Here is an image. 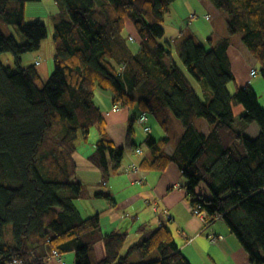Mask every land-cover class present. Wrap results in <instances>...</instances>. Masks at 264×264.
<instances>
[{
    "label": "trees",
    "instance_id": "trees-1",
    "mask_svg": "<svg viewBox=\"0 0 264 264\" xmlns=\"http://www.w3.org/2000/svg\"><path fill=\"white\" fill-rule=\"evenodd\" d=\"M30 1L38 0H0V264H50L39 252L45 244L60 259L74 245L76 264H194L166 224L127 248L128 232L106 235L100 260L94 245L83 243L84 235L102 230L100 213L85 217L75 204L87 194L76 157L93 128L98 139L87 160L104 184L130 171L131 164L123 167L128 148L144 145L151 157L137 163L140 170L163 172L177 163L192 206L206 210L209 221L222 214L251 262L264 264V106L251 83L229 89L237 81L231 38L203 43L192 34L181 37L180 58L200 83L201 98L166 39V14L177 0H61L69 16L55 23V70L45 81L36 64L22 65L23 56L39 50L48 36L44 22L26 21ZM211 1L227 13L228 33L240 34L258 63L252 68L264 79V0ZM127 18L140 38L136 51L125 34ZM2 23L16 26L25 41L5 33ZM4 52L13 53L17 68L2 61ZM98 90H111L113 103L138 104L147 113L171 108L185 127L180 144L170 153L168 133L137 143L131 118L127 145H116L95 101ZM238 105L244 107L240 129ZM199 119L210 126L209 134ZM254 123L260 132L251 138L244 131ZM95 196L115 204L107 192ZM9 224L11 238L5 236Z\"/></svg>",
    "mask_w": 264,
    "mask_h": 264
},
{
    "label": "crops",
    "instance_id": "crops-1",
    "mask_svg": "<svg viewBox=\"0 0 264 264\" xmlns=\"http://www.w3.org/2000/svg\"><path fill=\"white\" fill-rule=\"evenodd\" d=\"M175 3V6L173 3L174 7L172 5L169 7L168 12L172 10L174 12L170 11L172 17L174 15L183 16L185 21H188V16L192 11L211 14L206 8L197 10L193 0H177ZM212 22L214 21L212 20ZM164 27H166L167 34L168 28L167 26ZM196 27V31L190 33L198 39H202L203 43H207L210 37H228L225 34L219 36L217 34H210L209 32H204L201 27L197 25ZM172 29L174 32H177V38L187 33V30H184L180 25L174 26ZM131 37H134L137 41V38L133 34H130L129 39ZM130 41L133 42L131 39ZM131 48L134 51L137 50L132 45ZM247 50V47H244L241 41L235 42L231 40L229 56L233 70L238 85L243 86L251 83L259 95L260 103L264 106V79L262 76L251 77V68L256 64L251 61ZM113 97L114 94L111 90H98L95 101L101 107L107 119L109 136L116 145L126 146L129 121L131 118H135L136 115L134 113L135 105L131 111L126 108L114 111L112 109ZM201 129L206 134L210 132L208 123L203 122ZM246 130L244 133L248 135V130ZM144 140L145 138H142L140 143ZM141 148L143 149V153H140V159L136 158L137 155H133L132 151L135 148L130 150L128 158L124 160V169L133 162L140 164L144 158L151 157L149 151L145 153L143 146ZM80 150L81 148L78 154ZM168 151L173 153V146L169 147ZM88 155L86 154L85 158ZM76 158L79 163L78 178L89 188V201H91L90 204L94 207V212L91 211L88 214H84L83 210L78 206L77 200H75V204L85 217L96 213H100L102 217L101 232L86 234L82 239L83 243H92L94 245L95 258L100 260L105 257L104 237L108 234L113 232H128V241H130L129 238L138 241L144 233L166 224L175 232L184 253L194 264H253L250 261L249 253L242 246L224 219H218L213 224L215 232L217 235L222 236V238L215 243L209 238V229H205L202 217L192 212V203L187 195V189L181 180L182 170L177 163H172L163 172L145 171L142 169L140 171L124 170L110 177L106 181L107 183L104 184L105 181H103L99 170L90 165H84L85 169H83L80 166V159ZM96 184H102L106 186V189L100 190L95 187ZM99 192L111 194L115 200V204H110L105 198L96 197L95 195ZM155 203L160 207V210L157 211L155 209ZM164 209L168 211V214L164 213ZM183 233H187L190 237H193V240L188 241ZM128 243L125 246L126 248L130 245ZM75 250L76 247L71 245L70 250L63 253V259H60L52 256V251L48 244L42 245L39 248V252L48 258L50 264H76L75 255H73L75 254Z\"/></svg>",
    "mask_w": 264,
    "mask_h": 264
},
{
    "label": "rangeland",
    "instance_id": "rangeland-1",
    "mask_svg": "<svg viewBox=\"0 0 264 264\" xmlns=\"http://www.w3.org/2000/svg\"><path fill=\"white\" fill-rule=\"evenodd\" d=\"M193 1H194L195 8L197 10H201L202 8H206V10L211 13L212 17H214L212 19L214 22H212V20H207L206 18H204V15H206L207 13L205 14V13L199 12V11L198 12L192 11L188 16V21H185V19H183V16L174 15L172 17L170 15V11L172 12V10H169V12L167 11L166 20L164 22V26H167V28H168L167 34H166V39L171 40V42L173 44L172 45V51H173L174 59L177 62V64L187 74L189 72L186 69V67L184 66V64L180 58V53H179V43L183 39L181 37L177 38V32L176 31L174 32L172 29L174 26L180 25L184 28V30H187L185 37L187 35H190L191 34L190 32H195L196 31L195 29L197 28L196 25H197L198 27H201V29L204 32H209L210 34H217L218 36L225 34L226 36L231 37V40H234L235 42H238V40H239V41H241L242 45L244 47H246L244 45L239 33L234 34V35H230L228 33V30H227V13L226 12H223L222 10L217 8L211 0H193ZM14 4H16V3L13 2L12 6H14ZM171 5L173 6V4H171ZM175 5H176V3L174 2V6ZM194 12H197L199 14V17H197L194 20H191L190 15ZM172 13H174V12H172ZM68 16H69V14H68L67 8L61 0L30 1L26 5V21L27 22H35V21L44 22L47 26V29H48V36L43 40L41 48L39 50L29 52L23 56L22 65L27 66V65L36 64L38 70L40 71V73H41V75L45 81L48 80L49 76L55 70V54H56V47H55V41H54L55 23L57 20L68 18ZM180 17H181V19H180ZM190 20L192 21L191 23H190ZM126 22H127V28L125 30V34H126V36H130V34H133V36H135L137 38V41L131 42V45L133 46V48L138 49L140 47V38H139V36H138L134 26H133L132 21L129 18H127ZM1 26H2L5 33L13 34L15 36V38L18 40V42L21 43V42L25 41V37L22 35V33L19 31V29L16 26L10 25L7 23H2ZM199 40L202 42V39H199ZM247 51L249 53L248 55L251 58V61L254 64L258 65L254 56H252V54L249 52V50H247ZM1 58L5 64L11 65V66L17 68V64L15 62V57H14L12 52H4L1 56ZM36 60L40 61V63L39 64L35 63ZM47 66H48V71H47ZM188 76H189L191 82L193 83L194 87L198 91L199 95L201 96V98H205L200 83H198L190 74H188ZM257 77H261V75H258ZM228 86H229L230 91L232 93H234L236 90V86H238V82L232 81L231 83H229ZM122 109H125V108H122ZM140 110L141 109L138 106V104L135 105L134 113L136 115L140 114ZM243 111H244V107L242 105H238L236 107L237 117H236L235 125L239 129L243 126L241 124L244 123V119L241 116ZM203 122L207 123L205 120L199 119L197 121V125L202 127ZM146 124L151 127V129H152L151 132H146L144 129V126L139 124L137 121H135L134 128H135L136 133L133 135L134 140L137 143H140L142 141V138H146L149 134H151L155 138H162L168 133L171 137V142L168 145L167 149H169V147H171V146H173V148H175L176 146H178L180 144L182 136L184 134V130H185V127L183 125L182 120L180 118H178L173 113L171 108H169V107H165V108H163L157 112H148V120H147ZM249 128H247V130L248 129L249 130L248 131L246 130V131H247L248 136H251V138H255L260 132V127L257 123H254ZM97 139H98L97 130L95 128H93V130L90 134L89 140L87 142L82 141L81 150H80L79 154L77 153V157L80 159L79 160L80 166L83 167V169H85L84 165H90L92 167L91 163L85 157H86V154H90L94 150V145H95V142L97 141ZM143 148H144L145 153L148 152V149L146 146L143 145ZM132 149L133 148L127 149L125 159L128 158V154L130 153V150H132ZM132 152H133L134 156L137 155V157H136L137 159L141 158V154L137 153L135 151V149ZM181 180L183 181V184L185 183L184 181H186V179L183 175L181 176ZM86 187H87V194L83 198L77 199V204L81 208V210H83L84 214H88L91 211L94 212V207L92 206V204H90L91 201H89V199H90L89 188H88V186H86ZM95 187H97L100 190L106 189V186H104L102 184L101 185L96 184ZM88 205H90V207H88ZM5 236L7 238L12 237V225L11 224L6 226ZM129 240L130 241H128L129 242L128 244H133V243L137 242L136 240H133L130 238H129ZM73 255H75V254H73ZM155 256H156V253L151 258H153Z\"/></svg>",
    "mask_w": 264,
    "mask_h": 264
},
{
    "label": "built area",
    "instance_id": "built-area-1",
    "mask_svg": "<svg viewBox=\"0 0 264 264\" xmlns=\"http://www.w3.org/2000/svg\"><path fill=\"white\" fill-rule=\"evenodd\" d=\"M197 17H199V14L197 12H194L190 15V19L194 20ZM204 18H206L207 20H212L213 17L211 14H206L204 15ZM190 20V23L192 22ZM133 41H136V39L134 37L130 38ZM37 64L40 63V61H36ZM127 65L126 63H123L121 65V72H124V70L126 69ZM251 77H256L258 75V70L256 68H251L250 71ZM122 108H126L128 110H132L134 108V105L132 104H127L126 107H123V104H121L120 102H114L113 103V110L114 111H119ZM136 121L144 126V129L146 132H150L151 131V127L148 126L147 120H148V113L144 110H140V114L137 115L135 117ZM136 152L137 153H143V149L141 147L136 148ZM129 170H133V171H140V167L137 163L133 162L131 163V165L128 168ZM155 209L158 211L160 210V207L158 205H156L155 203ZM165 214H168V211L166 209H164ZM192 212L196 215H199L200 217H202L204 224H205V229H209V238L215 243L217 242L220 238H222V236L217 235V233L215 232L214 228H213V221H216L218 219H222L223 215L219 214L217 215L214 219H212V221H209V213L206 210H201L199 206H192ZM184 236L186 237V239H188V241H192L193 237H190L187 233H183ZM55 256L60 257L59 253L57 251L54 252ZM15 264H22L20 261L15 260Z\"/></svg>",
    "mask_w": 264,
    "mask_h": 264
},
{
    "label": "bare ground",
    "instance_id": "bare-ground-1",
    "mask_svg": "<svg viewBox=\"0 0 264 264\" xmlns=\"http://www.w3.org/2000/svg\"><path fill=\"white\" fill-rule=\"evenodd\" d=\"M243 127H244V126H243ZM236 132H238V131H236ZM236 132H235V133H236ZM235 133H234V135H236ZM236 136H237V135H236ZM236 136H233V137L235 138ZM182 173H183V172H182ZM185 178H186V177H185ZM184 182H185V181H184ZM184 185H185V184H184ZM250 261H251V260H250ZM66 263H67V262H66Z\"/></svg>",
    "mask_w": 264,
    "mask_h": 264
}]
</instances>
